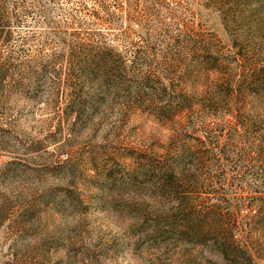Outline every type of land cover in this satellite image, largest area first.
<instances>
[{
    "label": "rangeland",
    "instance_id": "374dc122",
    "mask_svg": "<svg viewBox=\"0 0 264 264\" xmlns=\"http://www.w3.org/2000/svg\"><path fill=\"white\" fill-rule=\"evenodd\" d=\"M0 264H264V0H0Z\"/></svg>",
    "mask_w": 264,
    "mask_h": 264
}]
</instances>
